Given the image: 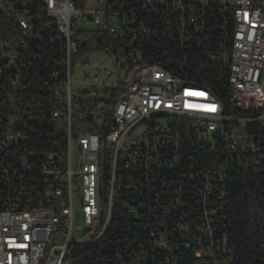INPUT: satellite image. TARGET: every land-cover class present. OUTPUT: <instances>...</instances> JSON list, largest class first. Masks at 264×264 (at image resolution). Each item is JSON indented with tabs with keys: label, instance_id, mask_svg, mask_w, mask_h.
Instances as JSON below:
<instances>
[{
	"label": "built area",
	"instance_id": "2783aa9c",
	"mask_svg": "<svg viewBox=\"0 0 264 264\" xmlns=\"http://www.w3.org/2000/svg\"><path fill=\"white\" fill-rule=\"evenodd\" d=\"M38 3L40 9L27 18L28 10L13 0H0V13L10 14L20 32L17 51L1 59L5 61L0 64V80L16 65L23 72L34 39L51 29L58 34L50 44L64 41L66 71L64 79L52 75L56 83L49 103L65 148L34 151L20 132L0 130V264H62L64 251L75 246L76 203L84 229L92 232L88 243H98L106 235L112 212L108 187L97 186V131L107 133L108 184L111 173L125 177L118 191L146 193L153 207L159 203L171 207L193 193L203 205L213 202L200 216L191 238L188 227L177 228L186 236L184 248H193L194 259L200 261L196 264H209L205 259L220 264L229 254L226 237L214 225L225 204L224 191H217L222 179L235 169L264 170V0H226L204 6L196 0H142L138 7L128 0H93V5L81 8L71 0ZM213 15L219 23L214 42L207 21ZM163 18L174 23L179 51L196 47L205 60L227 72L230 113L210 91L159 66L149 65L127 76L125 64L114 77L104 73L83 78H113L112 88L123 83L124 95L106 113L101 102L79 117L90 118L96 131L83 132L80 126L75 130L73 100L79 91H72L69 60L79 46L72 30H94L136 42L156 38L154 28ZM192 139L213 152L218 146V151L225 150L221 161L200 167L198 178L193 168L182 170ZM168 242L151 232L146 249L138 244L136 251L116 255V264H176L158 260L160 253L170 252L174 243Z\"/></svg>",
	"mask_w": 264,
	"mask_h": 264
},
{
	"label": "trees",
	"instance_id": "16d2710c",
	"mask_svg": "<svg viewBox=\"0 0 264 264\" xmlns=\"http://www.w3.org/2000/svg\"><path fill=\"white\" fill-rule=\"evenodd\" d=\"M71 1L76 8H81L85 0ZM13 2L28 10L27 18L33 17L40 9L38 0ZM130 2L138 7L142 0H128ZM207 21L210 40L214 42L219 36L216 28L218 18L207 16ZM170 22L169 18L161 19L159 26H154L156 38H139L136 42H129L119 35L75 29L72 30V39L79 46L77 53L89 52L93 46L95 50H108L112 53L122 50L127 58L122 67L125 64L129 67L127 76L149 65L159 66L190 85L210 91L225 106L227 114L230 113L228 102L231 89L227 72L221 66L205 60L196 47L179 51L174 23ZM19 36L18 26L12 16L0 13V64L5 61H1L2 57L17 51ZM57 38L58 34L51 29L39 39H34L29 45L30 52L25 55L23 72L19 73V66L16 65L14 70L7 69L0 80V130L20 132L24 143L34 151H63L65 148V137L57 132L58 125L51 118L53 107L49 103L52 101L51 88L56 83L52 75L60 74L59 80L64 79L66 71L64 41L59 39L55 45L50 44L51 40ZM11 81L15 82V86L11 87ZM122 84L104 90L79 91L73 100V128L78 130L76 128L80 126L83 132L96 131L97 125L90 118L79 117L86 109H93L96 103L101 102L104 103L103 112H108L124 95ZM190 146L191 150L183 159L182 170L193 168L197 178L200 167L216 164L217 160L223 159L225 152L224 148L218 151L220 146L213 152L195 139L191 140ZM100 150V184L109 187L111 178L108 184L107 149L101 147ZM121 179L120 173H115L111 224L106 235L98 243H88L84 249L80 246L76 251L72 250L70 263L116 264V255L122 253L124 256L128 250L136 251L138 244L146 249L151 232L160 233L163 239L174 243L169 253H160L159 261L199 263L193 257V248H184L186 236L177 227H188L190 232L187 237L191 238L200 216L206 208L210 210L208 207L213 202L205 206L194 198L193 193L171 207L165 203L153 207L146 193L125 195L118 191ZM217 191H224L226 197L214 225L219 235L226 237L229 251L226 259H219L220 264H264V170L247 168L225 173ZM209 260L205 259V262L210 264Z\"/></svg>",
	"mask_w": 264,
	"mask_h": 264
},
{
	"label": "rangeland",
	"instance_id": "374dc122",
	"mask_svg": "<svg viewBox=\"0 0 264 264\" xmlns=\"http://www.w3.org/2000/svg\"><path fill=\"white\" fill-rule=\"evenodd\" d=\"M226 0H196L198 5L204 6L208 3L217 2L224 3ZM93 0H85L84 5H93ZM93 50L85 53H72L70 55V73L72 80V91H87V90H99L105 88H112L116 84L113 78H103L98 80L84 81L83 78L87 75H96L108 73L112 77L121 72L122 65L127 58L124 56L122 50H118L116 53H112L106 50ZM74 154H77V150H74ZM74 236L75 246H72L76 251L78 247L82 246L86 248L88 242L92 237V232L84 229L80 215L79 207L76 203L74 213Z\"/></svg>",
	"mask_w": 264,
	"mask_h": 264
},
{
	"label": "bare ground",
	"instance_id": "6f19581e",
	"mask_svg": "<svg viewBox=\"0 0 264 264\" xmlns=\"http://www.w3.org/2000/svg\"><path fill=\"white\" fill-rule=\"evenodd\" d=\"M106 147L107 149V133L106 131H97V137H95V151H97V154H95V161H96V176H98L99 179H97V186L102 187L100 184L101 180V173L98 163V155L101 152L100 148ZM103 153V152H102ZM115 184V173H111V180L108 187V195H109V211L111 212L112 209V200H113V188ZM71 251H64L62 264H71L69 261V258L71 256Z\"/></svg>",
	"mask_w": 264,
	"mask_h": 264
},
{
	"label": "water",
	"instance_id": "95a60500",
	"mask_svg": "<svg viewBox=\"0 0 264 264\" xmlns=\"http://www.w3.org/2000/svg\"><path fill=\"white\" fill-rule=\"evenodd\" d=\"M81 252V251H80Z\"/></svg>",
	"mask_w": 264,
	"mask_h": 264
}]
</instances>
